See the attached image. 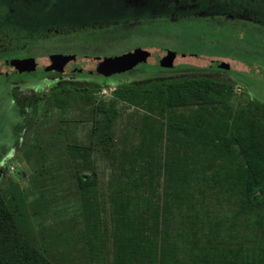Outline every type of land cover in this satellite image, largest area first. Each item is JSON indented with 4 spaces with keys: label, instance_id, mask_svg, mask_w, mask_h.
Returning <instances> with one entry per match:
<instances>
[{
    "label": "trees",
    "instance_id": "16d2710c",
    "mask_svg": "<svg viewBox=\"0 0 264 264\" xmlns=\"http://www.w3.org/2000/svg\"><path fill=\"white\" fill-rule=\"evenodd\" d=\"M223 72L231 76L196 70L113 82L112 76L80 72L90 79H60L55 87L65 91L89 94L112 84L131 93L140 142L109 151L113 160L120 158L109 180L110 226L103 225L89 163L95 143L69 146L77 161L81 222L69 223L68 230L47 233L43 222L36 231L30 218L44 216V192L29 211L17 185L0 186V264H264V106L250 98L233 111L229 98L243 78ZM11 92L24 115L16 127L26 131L39 93ZM110 123L108 116L102 125ZM221 157L225 162H216Z\"/></svg>",
    "mask_w": 264,
    "mask_h": 264
},
{
    "label": "rangeland",
    "instance_id": "374dc122",
    "mask_svg": "<svg viewBox=\"0 0 264 264\" xmlns=\"http://www.w3.org/2000/svg\"><path fill=\"white\" fill-rule=\"evenodd\" d=\"M161 2L142 0L129 5L126 0H0V30H6L0 34V42H11L4 51L6 54L0 57L48 51L113 55L137 45L148 44L205 55H223L264 65V16L252 8L258 3H264V0L198 1L197 6H202L205 12L208 7L215 6L217 12L236 16L232 18L208 12V16L205 15L207 18L196 15L181 17L175 21L165 17L153 19L155 10L158 11L157 15L176 11L172 1L165 6ZM186 2L193 3L191 0ZM175 4H181V1ZM134 16L142 17L131 21ZM129 27L132 28L130 31ZM48 28L60 32L55 34V31L47 30ZM61 28L67 31L61 33ZM150 55L152 59L180 63L186 67L206 58L205 55L186 57L160 50H153ZM187 71H164L150 61L141 60L132 68L112 75V81L138 82L155 75H173ZM203 71L231 76L217 68ZM228 71L232 73L233 70ZM236 73L243 80L234 87L229 98L232 110L244 107L250 98H255L264 106V76L252 71L246 74ZM9 76L8 79H0V160L5 158L0 167V186L17 185V188L27 194L29 211L30 203L41 191L44 192V197L41 198L46 209L44 216L30 218L36 231L43 226L47 233L52 234L56 233L51 231L52 228L58 232V229L67 226L68 230L69 223L75 220L81 222L78 219L81 210L75 193L77 161L70 155L69 146L95 143L89 163L91 171H95L94 175L97 176L103 225L110 226L112 215L108 199L109 180L115 177L113 166L120 158L113 160L109 151L140 142L141 135L132 126L137 117L134 114L136 107L132 104L134 96L117 90L112 84L89 94L71 87L66 91L55 87L56 81L66 76H38L31 73ZM68 78L64 79L75 82L90 79L82 76ZM13 88L19 90V96L39 93L33 123L26 131L21 132L16 127L22 122L24 115L21 116L18 111L20 105L12 96ZM110 111L113 113L110 114ZM108 116H111V123L104 127L102 124L107 121ZM109 131L113 133L112 138L106 135ZM16 139L18 142L12 146ZM165 143L166 140L163 139L160 147ZM226 159L221 157L216 162L223 163ZM87 164L81 160L78 163L84 166ZM85 171L90 173L89 169ZM22 224L27 227L28 222L24 221Z\"/></svg>",
    "mask_w": 264,
    "mask_h": 264
},
{
    "label": "water",
    "instance_id": "95a60500",
    "mask_svg": "<svg viewBox=\"0 0 264 264\" xmlns=\"http://www.w3.org/2000/svg\"><path fill=\"white\" fill-rule=\"evenodd\" d=\"M148 50V51H146ZM160 50L167 54H179L186 57L203 56L180 50H171L167 47L159 46H139L126 50L120 54L94 55L78 52H44L27 56H15L0 58V79L12 74H24L28 72L60 71V72H83L88 74H98L110 76L124 72L135 63L146 60L163 68H208L221 67L233 70L242 74L249 72L262 74L264 76V66L249 62L247 60H236L228 56L206 55V58L193 66L171 63L163 60L151 58L150 53ZM231 59V60H230Z\"/></svg>",
    "mask_w": 264,
    "mask_h": 264
},
{
    "label": "flooded vegetation",
    "instance_id": "af4514ba",
    "mask_svg": "<svg viewBox=\"0 0 264 264\" xmlns=\"http://www.w3.org/2000/svg\"><path fill=\"white\" fill-rule=\"evenodd\" d=\"M126 1L129 3V5H132V4H136V2L142 1V0H126ZM143 1L144 2H149V0H143ZM160 1H162L160 3L162 6L171 4L170 1H172L173 2L172 3V6L174 5V8H175L176 11L168 12L165 15H163V13H160V14L157 15V12L158 11L155 10V12H153V19L165 17L167 19H171L172 21H175V20H177L178 18H181V17H195L196 15H200V16L201 15H204V16L206 15V16H208L207 15L208 12L209 13H212L213 15H214V13H215V15H220V14L227 15V16H230L232 18L236 16L235 14H232V13H224V12H219V11L217 12L216 9H215V6L214 7H211V6L208 7V10L205 12V9H203L202 6H200V5L197 6V2L198 1L204 2L205 0H191V2H193V3H187L186 2V1H189V0H160ZM177 1H181V4H175V2H177ZM5 4H6V2H5ZM211 8H214V9L212 10ZM252 8H253V10H255V12H259V15L264 16V13H263L264 11L262 12V10H261V9L264 10V3L263 2L256 4ZM156 9H157V7H156ZM241 9H243V8H241ZM244 12H247V11H244ZM155 16H157V17H155ZM206 16L203 17V18H207ZM247 16H249V15H247ZM141 17L142 16H134L131 21H137ZM255 20L259 21L260 19H255ZM262 25L264 26V20L262 21ZM49 29H51V28H48L47 30H49ZM71 29L74 30L75 28H71ZM61 30H62L61 33H63V31H67L64 28H61ZM52 31H55V34L57 32H60V31H56V29H54ZM3 32L5 33L6 30H0V34H2ZM44 35H46V34H44ZM41 36H43V35H41ZM8 37H10V36H8ZM7 42H8V40H7ZM9 43L11 44L10 40H9V42L7 44L5 42H2V43L0 42V52L1 53H4V51H6L9 48V46H10ZM11 46H13V45H11ZM153 46H157V45H153ZM48 52H50V51H48ZM51 52H53V51H51ZM56 52H60V51H56ZM64 52H72V51H64ZM185 52H187V51H185ZM190 53H193V52H190ZM195 54H200V53H195ZM201 55H205V54H201ZM17 56H24V55H17ZM234 59L241 60V59H238V58H234ZM247 61L254 62V63H258V62L250 61V60H247ZM258 64H260V63H258ZM260 65H262V64H260ZM262 66H264V65H262ZM213 68H217V69H219V71H228L227 69H224V68H221V67H208V68H164V69L165 70H171V71L172 70H178V71L179 70H182V71H187V70L188 71L202 70L203 71V70H206V69H213ZM28 73H35V74H41L42 73L41 75H43V76H45V75L46 76H48V75H53V76H55V75L56 76H66L64 78H68V77H72V76H81V75H78L80 72H75V71L66 72V73L60 72V71H42V72H28ZM41 75H39V76H41ZM115 75L116 74H114V76ZM110 76H112V75H110ZM8 78H10V76L9 77H6L5 79H8ZM57 82H59V81H56V83Z\"/></svg>",
    "mask_w": 264,
    "mask_h": 264
}]
</instances>
